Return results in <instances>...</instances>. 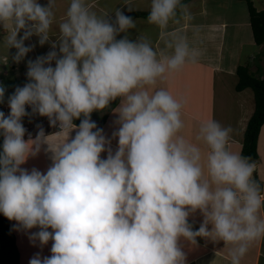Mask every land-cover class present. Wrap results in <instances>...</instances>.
Instances as JSON below:
<instances>
[{"label":"clouds","instance_id":"9594fccd","mask_svg":"<svg viewBox=\"0 0 264 264\" xmlns=\"http://www.w3.org/2000/svg\"><path fill=\"white\" fill-rule=\"evenodd\" d=\"M179 6L180 0H152L148 22L165 29ZM52 9L53 0L46 6L0 0V24L7 46L17 49L16 62L32 50L24 43L31 36L41 45L49 41ZM66 15L53 50L28 62L29 82L9 97L10 113L0 111V213L23 229L39 228L30 239L41 246L53 241L51 256L37 253L29 264H185L178 241L198 236L233 245L231 264H240L250 242L264 236L255 165L228 150L231 129L215 120L199 126L197 139L208 149L202 163L201 148L180 135L182 103L167 90L151 91L199 54L183 38L168 42L174 53L159 59L143 39H117L136 27L121 10L113 22L98 18L85 0H71ZM4 94L0 86V103ZM117 98L113 153L91 113ZM26 105L53 126L59 122L62 131L78 129L71 140L50 147L53 164L46 174L21 167L37 152L24 140ZM197 210L204 220L193 231L188 218Z\"/></svg>","mask_w":264,"mask_h":264},{"label":"crops","instance_id":"0c3cea01","mask_svg":"<svg viewBox=\"0 0 264 264\" xmlns=\"http://www.w3.org/2000/svg\"><path fill=\"white\" fill-rule=\"evenodd\" d=\"M251 1L257 10L264 11V0ZM37 2L46 6L49 0ZM70 3L71 0H53L54 18L49 31V41L41 45L36 35L25 40V46L31 47L32 50L19 62L14 59L17 49L7 46V33L0 24V85L5 89L3 100L14 94L21 83L29 81L28 62L46 56L53 50L52 42L57 41L59 37V25L67 19ZM85 4L98 18L110 19L113 22L117 10H121L126 16L137 14L132 18L136 27L129 29L127 33H120L117 39L125 35L132 41L143 39L158 52V59L171 56L174 47L169 48L167 43L174 44L179 38H183L189 49L199 54L197 62L186 63L179 71L166 73L151 91L167 90L182 103L181 119L184 128L180 135L201 148L202 163L206 162L208 149L197 139L200 124L215 120L223 127L230 128L228 150L247 158L249 163L255 165L252 179L260 186L264 199V124L257 143L258 157L252 159L242 153L245 131L255 111V95L250 87L241 91L237 89L238 68L246 66L252 75L264 76V43L257 45L255 42L247 0H180L176 16L170 19L163 30L148 22L152 0H85ZM23 34L21 30L19 36ZM56 51L59 52L58 47ZM52 66L55 67V61H52ZM121 99L119 98L116 105H113L114 100L105 109L91 113V120L96 123L98 129L103 130V135L110 141V144H106V149L110 148L113 153L118 149V137H114L113 133L120 127L118 111ZM83 118L82 116L75 119L73 123L79 125ZM77 130L74 129L71 133L61 130L29 139L24 137L30 149L37 152L30 155L21 167L29 171L35 168L46 174L53 164V152L50 147L54 149L68 138L71 140ZM107 156V151L101 153L102 159ZM258 215L264 219V204ZM188 219L193 231H196L204 217L197 210L190 214ZM37 231L39 228L23 229L14 220L19 264H29L30 259L37 253H40L41 257L52 255V240L41 246L39 240L30 239L31 233ZM178 245L185 254V264H231L229 252L233 245L225 246L223 241L214 240L212 236H198L192 240L181 237ZM240 264H264V236L250 242Z\"/></svg>","mask_w":264,"mask_h":264},{"label":"trees","instance_id":"16d2710c","mask_svg":"<svg viewBox=\"0 0 264 264\" xmlns=\"http://www.w3.org/2000/svg\"><path fill=\"white\" fill-rule=\"evenodd\" d=\"M247 2L255 42L257 45H261L264 43V11L257 10L251 0H247ZM136 15L133 13L128 16L133 18ZM238 76L237 89L241 91L250 87L253 89L255 95V111L245 131L242 153L244 156L256 159L258 157V138L264 124V76L258 77L252 75L246 66H239ZM8 99L0 103V111H2V104L8 101ZM118 102L119 98L114 101L113 105H116ZM3 140L4 137L0 134V152L3 151ZM19 259L20 255L14 234V220H10L3 213H0V264H19Z\"/></svg>","mask_w":264,"mask_h":264},{"label":"built area","instance_id":"2783aa9c","mask_svg":"<svg viewBox=\"0 0 264 264\" xmlns=\"http://www.w3.org/2000/svg\"><path fill=\"white\" fill-rule=\"evenodd\" d=\"M26 83L28 82L22 83L19 87H23ZM2 111L6 116L10 113L8 101L2 104ZM26 111L28 112V115H25L22 118L23 126L26 129L24 136L25 138H36L45 136L52 132L61 131L59 122L53 126L47 116H41L38 112L33 113L32 107L30 105H26ZM41 132L43 133L41 134Z\"/></svg>","mask_w":264,"mask_h":264},{"label":"rangeland","instance_id":"374dc122","mask_svg":"<svg viewBox=\"0 0 264 264\" xmlns=\"http://www.w3.org/2000/svg\"><path fill=\"white\" fill-rule=\"evenodd\" d=\"M261 56H262V55H261ZM258 57H259V55H258ZM258 57H257V60H258ZM262 57H263V56H262ZM260 58H261V57H260ZM257 60H256V61H257Z\"/></svg>","mask_w":264,"mask_h":264}]
</instances>
